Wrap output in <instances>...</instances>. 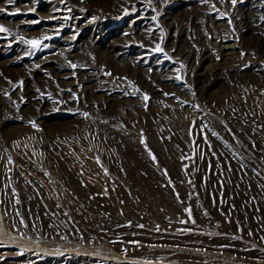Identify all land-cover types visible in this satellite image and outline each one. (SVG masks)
I'll return each mask as SVG.
<instances>
[{
    "label": "rangeland",
    "instance_id": "obj_1",
    "mask_svg": "<svg viewBox=\"0 0 264 264\" xmlns=\"http://www.w3.org/2000/svg\"><path fill=\"white\" fill-rule=\"evenodd\" d=\"M0 9V264H264V0Z\"/></svg>",
    "mask_w": 264,
    "mask_h": 264
},
{
    "label": "snow or ice",
    "instance_id": "obj_2",
    "mask_svg": "<svg viewBox=\"0 0 264 264\" xmlns=\"http://www.w3.org/2000/svg\"><path fill=\"white\" fill-rule=\"evenodd\" d=\"M147 2H148L149 4H151V3H152V0H147ZM230 2H231V4H232L233 6H235L236 3H237V0H230ZM9 3H14V0H9ZM154 10H155V9H154ZM4 11H5L4 9H0V12H4ZM30 11L34 12L35 9H34V8H33V9H30ZM68 11L71 12V9L69 8ZM17 14H18V10H17V12H9V13H8V15H17ZM125 14H128V10H127V9H125ZM157 15H159V13H157ZM53 18H55V17H53ZM63 19L67 20V19H70V17L65 16V17H63ZM153 19H156V17H153ZM39 22H40V21L37 20V21H33L32 23H39ZM229 23H231V21H229ZM0 33H6V34H8V37H12V36H13V33L11 32V30H9V29H8L7 27H5L4 25H0ZM77 35H78V34H77ZM5 38H7V37H5ZM14 38H15V39H18V40H20V41H22V42H23L24 44H26V45H29V46H30L31 48H33V49H39V48L41 47V45L43 44V41H44V40H49V39H51V37H49V36H44L43 39H26V38L23 37V36H18V37H14ZM75 38H76V36L74 35V36H73V39H75ZM44 47H47V45H44ZM153 51H154V52L163 53L164 56H165L167 59H171V57H169L168 54L164 52L163 48H161L159 44L156 45V47L153 49ZM241 54H242V55H245V53H243V52H242ZM93 59H94V57H93ZM218 59H219V57H218ZM69 64H70V66H71L73 69H75V68L77 67V65H76V64H73L71 61H69ZM37 67H39V65H37ZM182 67H183V65H182ZM105 75L111 76L112 73H111V72H107V73H105ZM177 79H180V77H177ZM9 83H11V81H9ZM129 83L131 84L130 81H129ZM22 85H23V81H20V86H22ZM136 91H139V90L137 89ZM164 95H165V96H168L169 93H164ZM173 95H174V94H173ZM143 99H144L145 101H147V100L149 99V97L147 96V94H144ZM18 107H19V105H17V108H18ZM84 115L87 116L88 114L85 113ZM31 123H32V126H33L34 128L37 127L35 121H32ZM214 134H215V133H214ZM205 139H206V137H205ZM145 147L147 148V144H146V143H145ZM149 155H151V158H152L154 161L156 160L155 155H153V154L150 152V150H149ZM8 162H9V163H12L11 158H9V161H8ZM105 171H106V170H105ZM165 174H166V173H165ZM18 202H19V201H17V203H18ZM188 211H189V215H191V210L188 209ZM21 223H23V221H21ZM192 223H195V221H192ZM138 227L143 228L144 225H138ZM156 230H157V231L160 230L158 226H157V229H156ZM65 238H66V237H65ZM136 243H139V242H136ZM125 251H127V250L125 249Z\"/></svg>",
    "mask_w": 264,
    "mask_h": 264
},
{
    "label": "bare ground",
    "instance_id": "obj_3",
    "mask_svg": "<svg viewBox=\"0 0 264 264\" xmlns=\"http://www.w3.org/2000/svg\"><path fill=\"white\" fill-rule=\"evenodd\" d=\"M151 133H154V126H152ZM150 143L157 149L161 146V141L157 139L156 134H154L153 138L150 140Z\"/></svg>",
    "mask_w": 264,
    "mask_h": 264
}]
</instances>
